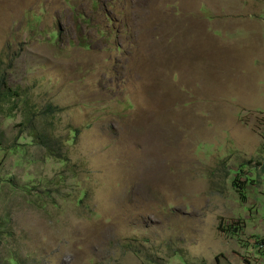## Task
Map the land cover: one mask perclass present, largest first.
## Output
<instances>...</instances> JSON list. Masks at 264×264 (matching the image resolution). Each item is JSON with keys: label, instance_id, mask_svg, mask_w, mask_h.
I'll return each mask as SVG.
<instances>
[{"label": "rangeland", "instance_id": "374dc122", "mask_svg": "<svg viewBox=\"0 0 264 264\" xmlns=\"http://www.w3.org/2000/svg\"><path fill=\"white\" fill-rule=\"evenodd\" d=\"M165 6L0 0V264H264V42L254 77L179 68Z\"/></svg>", "mask_w": 264, "mask_h": 264}, {"label": "crops", "instance_id": "0c3cea01", "mask_svg": "<svg viewBox=\"0 0 264 264\" xmlns=\"http://www.w3.org/2000/svg\"><path fill=\"white\" fill-rule=\"evenodd\" d=\"M175 1L176 6H165L164 9V13L171 15L170 20H173L168 25L163 24V28L162 23L159 25L162 31L160 37L166 49L160 44L159 38L161 51L165 50L172 55L179 68L186 67L193 57H198L207 73L218 72L224 75L225 71H229L227 66L228 69L234 66L236 70H230V75L234 77V73L238 72L239 77H235L237 80L246 79L245 76L250 74L254 77V73L260 69L255 60L261 56L264 42L262 0ZM170 9L173 10L170 12ZM166 27L169 29L167 34L164 31ZM219 44H226L231 53L234 50L233 58L227 59L225 64L221 53L219 59L218 52L214 50ZM207 73L205 83L211 77ZM246 83L251 92H255L256 87L258 91L261 89L260 84L252 85L250 80H246ZM212 85L218 87L214 83Z\"/></svg>", "mask_w": 264, "mask_h": 264}, {"label": "trees", "instance_id": "16d2710c", "mask_svg": "<svg viewBox=\"0 0 264 264\" xmlns=\"http://www.w3.org/2000/svg\"><path fill=\"white\" fill-rule=\"evenodd\" d=\"M15 97L16 99L20 98L21 95L18 92V90L16 88H12L11 86L8 85V79L5 73L0 74V103L6 102L9 99ZM27 96L24 98V102L26 105H28L27 102ZM54 107L52 108L51 105H47L44 108H30L27 116L29 117V120L25 123V125L27 126L28 130L33 131V123L37 120V119H42L45 117V115L52 113L53 112ZM78 129H74V135H76L78 133ZM38 138H40V135H37ZM41 138H43L41 136ZM47 140H44L42 142V144H44L46 146V148L48 149L49 153L53 156L58 157V151H57V142L56 139L50 136H46ZM10 148H13V146H11ZM60 156V155H59ZM62 160L66 161L65 158H62ZM239 174L236 175V178L233 180V185L237 188V190L239 191V193L241 194V196L244 198L245 194H244V187L241 185V183L238 181V177ZM11 262H13L14 264H18L17 261H15V259L13 257L10 258Z\"/></svg>", "mask_w": 264, "mask_h": 264}]
</instances>
